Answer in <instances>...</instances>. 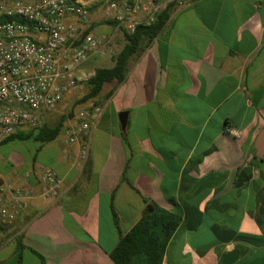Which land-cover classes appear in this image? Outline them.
<instances>
[{
    "label": "crops",
    "instance_id": "1",
    "mask_svg": "<svg viewBox=\"0 0 264 264\" xmlns=\"http://www.w3.org/2000/svg\"><path fill=\"white\" fill-rule=\"evenodd\" d=\"M99 7L90 25L106 21ZM87 62L114 65L105 53ZM110 85L94 100L86 157L62 129L0 168V182L29 173L31 194L0 227V264H116L121 234L154 204L181 219L162 264H264V0L174 3L127 79ZM44 167L62 179L57 196L42 195Z\"/></svg>",
    "mask_w": 264,
    "mask_h": 264
},
{
    "label": "built area",
    "instance_id": "2",
    "mask_svg": "<svg viewBox=\"0 0 264 264\" xmlns=\"http://www.w3.org/2000/svg\"><path fill=\"white\" fill-rule=\"evenodd\" d=\"M103 18L134 32L152 24L169 3L185 0H99ZM90 0H0V146L21 129L41 125L43 111L56 108L64 95L88 83L95 69L83 65L95 54L105 53L112 35L87 32L91 24ZM92 104L79 111L77 122L65 130L68 144H78L88 155L87 138L101 112ZM3 173L0 171V179ZM30 174L17 182H0V227L12 224L30 197ZM44 197L57 196L62 179L44 167Z\"/></svg>",
    "mask_w": 264,
    "mask_h": 264
},
{
    "label": "trees",
    "instance_id": "3",
    "mask_svg": "<svg viewBox=\"0 0 264 264\" xmlns=\"http://www.w3.org/2000/svg\"><path fill=\"white\" fill-rule=\"evenodd\" d=\"M102 1L92 3L89 9L92 11L100 6ZM174 2L160 12L155 21L150 25H138L134 32L124 27H119L123 33L125 45L116 54L112 67L97 66L95 75L86 83L88 92L78 101L95 100L107 83L115 82V85L123 83L127 79L130 63L133 57L139 55L148 42L156 38L166 27L173 10ZM109 24L116 25L113 21L106 20ZM91 31L88 29L87 32ZM94 104L98 105L97 101ZM63 129L62 121L52 126L44 122L37 128L21 129L9 137L2 145L13 140L33 139L40 144L55 140ZM1 145V146H2ZM241 178L237 184H241ZM115 221L118 222L115 214ZM180 216L176 213L154 204L152 210H146L140 220L125 234H121L116 247L110 255L116 264H162L166 247L180 224ZM21 238L17 239V249H23ZM41 257V264H45Z\"/></svg>",
    "mask_w": 264,
    "mask_h": 264
},
{
    "label": "rangeland",
    "instance_id": "4",
    "mask_svg": "<svg viewBox=\"0 0 264 264\" xmlns=\"http://www.w3.org/2000/svg\"><path fill=\"white\" fill-rule=\"evenodd\" d=\"M92 4V3H91ZM98 10H100V7H96L93 9L91 12L96 13ZM99 20L98 18H96ZM104 26V25H109L106 22H101L99 25H91L90 30L92 33L99 35L102 33H108L112 35V45L109 47L106 51L105 54H108V57H111V59L116 55L118 50L122 47L123 42H124V37L121 29L116 26L111 25L110 31H105V32H96L95 28L96 26ZM97 54L93 55L96 56ZM106 63L104 62H86L83 65L84 69L90 70L94 69L97 66H103ZM111 85H114L115 82H111ZM110 85V86H111ZM88 92V86L87 84H81L77 88L67 92L63 100L58 103L55 109L46 111L43 113V115L40 116L41 124L44 122L48 123L49 125H56L59 122L62 121L63 123V130L67 129L69 125L77 122V113L83 108H86L92 104H94V100H86L84 102H80V100L86 93ZM100 99V98H99ZM133 120V118H132ZM40 143L38 141H35L33 139H28V140H13L10 141L6 144H4L0 148V168H3L8 164H14L16 165L17 163L21 162L24 159H28L30 155L35 154L37 152V149L39 147ZM10 264V263H9Z\"/></svg>",
    "mask_w": 264,
    "mask_h": 264
},
{
    "label": "water",
    "instance_id": "5",
    "mask_svg": "<svg viewBox=\"0 0 264 264\" xmlns=\"http://www.w3.org/2000/svg\"><path fill=\"white\" fill-rule=\"evenodd\" d=\"M128 122V111H122L120 113V123L122 126V129L125 130ZM258 149L261 152V157L264 158V134L259 139Z\"/></svg>",
    "mask_w": 264,
    "mask_h": 264
}]
</instances>
